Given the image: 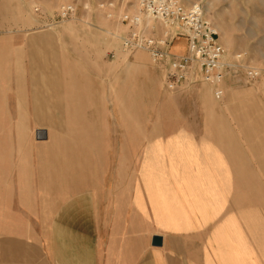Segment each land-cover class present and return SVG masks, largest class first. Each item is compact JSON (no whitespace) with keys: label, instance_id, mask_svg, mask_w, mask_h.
I'll return each instance as SVG.
<instances>
[{"label":"crops","instance_id":"obj_1","mask_svg":"<svg viewBox=\"0 0 264 264\" xmlns=\"http://www.w3.org/2000/svg\"><path fill=\"white\" fill-rule=\"evenodd\" d=\"M99 1L83 0L68 17L77 24V37L68 30L69 20L61 30L0 38V48H14L21 66L12 91L5 89L0 99V116L29 118L19 126L17 140L0 141V264H264L263 84H241L246 81L242 69L225 74L220 98L203 81L162 93L155 83L153 95L160 106L174 102V108H160L158 124H151V68H160L144 50H122L119 38L128 27L107 17ZM194 1L216 27L226 58L242 52L246 60L256 30H261L255 22L264 19V12L228 17L229 7L253 0H182ZM128 9L133 11L135 4ZM115 20L122 27L119 33ZM42 35L46 39L39 41ZM186 39L177 36L170 50L185 52L181 42ZM83 44L98 46L95 51L105 48L111 56H133L130 65L143 72L145 123L128 130L139 135L136 140L130 135L134 144H127L143 148L136 171L130 157L120 162L110 156L108 170L90 174L56 167L65 164L63 158L57 161L60 153L48 151L40 158V148L117 147L112 141L105 146L101 140L93 145L40 140L36 132L48 134L51 127L36 125L40 115L108 116L102 104V65L98 68L93 56L72 54ZM102 123L96 133L112 131ZM43 164L48 168L40 173ZM119 164H127V171L119 172ZM153 235L161 236L160 244L152 243Z\"/></svg>","mask_w":264,"mask_h":264},{"label":"rangeland","instance_id":"obj_2","mask_svg":"<svg viewBox=\"0 0 264 264\" xmlns=\"http://www.w3.org/2000/svg\"><path fill=\"white\" fill-rule=\"evenodd\" d=\"M83 0H0V38L9 40V37L15 32H21L23 36L26 33L34 32V34L46 33V31L52 30L51 28L62 29L63 23L69 21L71 18H61L58 13V7L61 3L64 2H74L77 5L82 4ZM248 1V0H247ZM37 7V9H35ZM230 12L227 13L228 17L237 16L238 13L243 14L244 11L246 15L251 14L252 12L262 14L264 12V2L262 0H253V3L241 4L238 7L232 5L229 7ZM75 13V12H74ZM64 19V20H63ZM52 21L60 22L59 25L54 26L51 24ZM72 26L68 30L75 32V36L78 35V28L76 23L73 20L69 21ZM68 22V23H69ZM115 23V28L118 33L121 32L122 27L118 21H113ZM233 23V22H231ZM251 21L246 22V28L249 29ZM257 26L261 27V30H256V35L253 38V46L247 50L248 63L255 64L257 66L264 65V19L256 20ZM66 31V30H65ZM39 37V36H38ZM56 37V36H55ZM46 37L42 35L39 37L40 40H44ZM69 38L66 36L65 40ZM120 39V38H119ZM231 39V37L229 38ZM235 40V38H232ZM6 40V41H7ZM1 42V40H0ZM8 42V41H7ZM45 43V42H44ZM2 44V42H1ZM47 44V43H46ZM181 45L186 46L187 50V39L186 42H181ZM98 50V46H89V45H80L71 52L72 54L89 58L93 56L94 63L98 66L102 65L103 72V108H106L108 116L100 117H78V116H64L61 118L53 116H43L40 115L37 120L38 127H47L50 125V130L44 138L40 140H52V141H76L78 145H93L96 141L104 142L99 144H109L111 142L114 146L113 148H75V149H47L40 148V158L47 157L48 151L54 152L55 156L60 153V159L57 161L62 162V158L65 162L64 165L59 163L58 168L65 169L66 172L70 173H83L87 172L88 174L99 171L101 168L107 167L108 170V158L110 156L119 157L120 162H126L127 157L132 159L135 158V163L137 158L143 155V148H128L127 144L134 142L133 138L130 135H134L136 140L138 133L131 134L128 130H134L138 125L145 123L144 119V110L147 108L144 107V100L146 98V86L142 85V70L133 67L130 64H133L130 60L133 59V56H128L126 53H118V55L111 56L109 51L103 48L102 51ZM180 49V48H178ZM177 49V50H178ZM182 49V48H181ZM109 50H116L112 48ZM49 50L43 48L41 53L44 55V59H49ZM76 52V53H75ZM41 53H38V56L41 58ZM117 53V52H116ZM19 54L14 48L3 50L0 48V99L5 95L4 90L8 89V92L12 91L13 88V78L18 75V72L21 70V66L15 62ZM251 59V61H249ZM244 60V61H246ZM45 65V63H44ZM63 68L64 64H60ZM66 67V66H65ZM161 69H155L153 66L151 68V93H150V107L147 109V113L150 109L151 115V124H158V110L160 108L170 111L174 108V102H168L164 107L160 106L159 100L154 97V86L155 83L158 84L161 93L165 90L168 91L162 85V73ZM241 72V67L238 70ZM240 74V73H239ZM20 75V74H19ZM262 77L256 78L254 81L247 82L244 81L241 84H256L258 87L264 86V73ZM196 83V82H194ZM206 83V82H204ZM192 84V83H191ZM208 84V83H206ZM263 84V86H262ZM189 85H185L184 88L180 90H185L189 88ZM209 85V84H208ZM260 87V88H261ZM10 90V91H9ZM264 90V89H263ZM169 91H179V90H169ZM212 95V89H211ZM214 98V96L212 95ZM184 101V100H183ZM187 104V101L182 103V107ZM79 108V107H77ZM29 118L15 117V116H0V141H7L11 143L13 140H17L16 136L19 135L20 127L22 124H26ZM103 121V125L106 131L108 128H111V132H104L101 134L96 133L97 126L100 125ZM22 123V124H21ZM20 126V127H19ZM34 127V126H33ZM32 137L34 138V129H32ZM137 143V142H136ZM8 148V151L11 152ZM63 151L65 153H63ZM68 156V158H66ZM119 172L127 171V164H119ZM137 163L134 166V171H136ZM48 166L46 164L40 165V173H45ZM133 169V166H131ZM49 172V171H48ZM89 177V175H88Z\"/></svg>","mask_w":264,"mask_h":264},{"label":"built area","instance_id":"obj_3","mask_svg":"<svg viewBox=\"0 0 264 264\" xmlns=\"http://www.w3.org/2000/svg\"><path fill=\"white\" fill-rule=\"evenodd\" d=\"M130 4H135L133 11L128 9ZM97 5L107 17H116L127 25V31L120 35L122 50L146 51L151 62L161 69L168 90L203 81L212 85L214 96L220 98L228 71L237 73L241 67L247 82L264 73V65L244 61L242 52L234 53L232 60L226 58L217 29L198 1L186 4L182 0H101ZM75 10L74 2L58 7L61 18L70 17ZM179 35L187 38V50L183 53L170 50Z\"/></svg>","mask_w":264,"mask_h":264},{"label":"water","instance_id":"obj_4","mask_svg":"<svg viewBox=\"0 0 264 264\" xmlns=\"http://www.w3.org/2000/svg\"><path fill=\"white\" fill-rule=\"evenodd\" d=\"M45 136H46L45 131H43L41 134H38V138H44ZM160 242H161V236L160 235H153L152 243L154 245H157V244H160Z\"/></svg>","mask_w":264,"mask_h":264},{"label":"bare ground","instance_id":"obj_5","mask_svg":"<svg viewBox=\"0 0 264 264\" xmlns=\"http://www.w3.org/2000/svg\"><path fill=\"white\" fill-rule=\"evenodd\" d=\"M43 131H45V130H43V129H38L36 132H37L38 134H41Z\"/></svg>","mask_w":264,"mask_h":264}]
</instances>
